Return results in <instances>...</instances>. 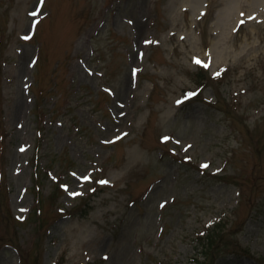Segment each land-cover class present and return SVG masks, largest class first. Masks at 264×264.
I'll use <instances>...</instances> for the list:
<instances>
[{
    "label": "rangeland",
    "instance_id": "rangeland-1",
    "mask_svg": "<svg viewBox=\"0 0 264 264\" xmlns=\"http://www.w3.org/2000/svg\"><path fill=\"white\" fill-rule=\"evenodd\" d=\"M211 230L264 264V0H0V264H192Z\"/></svg>",
    "mask_w": 264,
    "mask_h": 264
},
{
    "label": "trees",
    "instance_id": "trees-1",
    "mask_svg": "<svg viewBox=\"0 0 264 264\" xmlns=\"http://www.w3.org/2000/svg\"><path fill=\"white\" fill-rule=\"evenodd\" d=\"M217 230V229H216ZM211 230L207 236L198 240L197 248H199L197 253H194L192 257L188 259V261L192 264H214L215 263V255L213 252L210 254L207 251H211L212 245L215 241V231ZM200 258L203 261H200ZM157 264H165L164 262H158Z\"/></svg>",
    "mask_w": 264,
    "mask_h": 264
},
{
    "label": "bare ground",
    "instance_id": "bare-ground-1",
    "mask_svg": "<svg viewBox=\"0 0 264 264\" xmlns=\"http://www.w3.org/2000/svg\"><path fill=\"white\" fill-rule=\"evenodd\" d=\"M203 4H204V1L201 2V8L199 7V9H197V7L193 4L191 5V8L194 9V12H199L200 10L203 9ZM194 17H195V15H194ZM228 23H229V18L227 19L226 23H225V19H224L223 24L227 25Z\"/></svg>",
    "mask_w": 264,
    "mask_h": 264
},
{
    "label": "snow or ice",
    "instance_id": "snow-or-ice-1",
    "mask_svg": "<svg viewBox=\"0 0 264 264\" xmlns=\"http://www.w3.org/2000/svg\"><path fill=\"white\" fill-rule=\"evenodd\" d=\"M33 14L35 15V13ZM195 63L200 64L201 62L199 60H196ZM204 66L206 67L207 65H204ZM205 167H207V165H205ZM103 183H107V182H103Z\"/></svg>",
    "mask_w": 264,
    "mask_h": 264
}]
</instances>
